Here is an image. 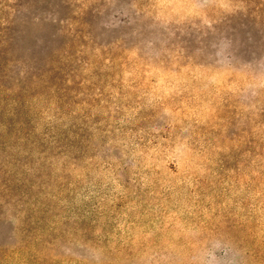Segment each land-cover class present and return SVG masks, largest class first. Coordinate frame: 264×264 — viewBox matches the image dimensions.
Segmentation results:
<instances>
[{
    "label": "rangeland",
    "instance_id": "obj_1",
    "mask_svg": "<svg viewBox=\"0 0 264 264\" xmlns=\"http://www.w3.org/2000/svg\"><path fill=\"white\" fill-rule=\"evenodd\" d=\"M0 264H264V0H0Z\"/></svg>",
    "mask_w": 264,
    "mask_h": 264
}]
</instances>
